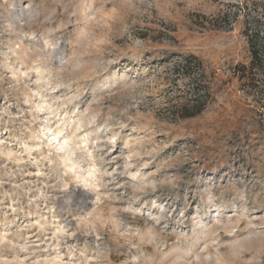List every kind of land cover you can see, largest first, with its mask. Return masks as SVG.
<instances>
[{
	"label": "rangeland",
	"instance_id": "374dc122",
	"mask_svg": "<svg viewBox=\"0 0 264 264\" xmlns=\"http://www.w3.org/2000/svg\"><path fill=\"white\" fill-rule=\"evenodd\" d=\"M253 46L264 0H0V264H264Z\"/></svg>",
	"mask_w": 264,
	"mask_h": 264
},
{
	"label": "trees",
	"instance_id": "16d2710c",
	"mask_svg": "<svg viewBox=\"0 0 264 264\" xmlns=\"http://www.w3.org/2000/svg\"><path fill=\"white\" fill-rule=\"evenodd\" d=\"M259 30H257V27L254 25V21L248 22V27L246 28V32L245 35L247 36L248 40H251V42L253 41V39L255 37H258V32ZM259 52H261L260 50H257V48H255L254 46L252 47V55H251V63L249 65H245V64H238L236 65V75L239 76L240 80H244V79H249V75L250 73H252L254 70H257L259 72V74L261 76L264 77V71L260 70V64L257 65L258 60H260L261 58H259Z\"/></svg>",
	"mask_w": 264,
	"mask_h": 264
},
{
	"label": "bare ground",
	"instance_id": "6f19581e",
	"mask_svg": "<svg viewBox=\"0 0 264 264\" xmlns=\"http://www.w3.org/2000/svg\"><path fill=\"white\" fill-rule=\"evenodd\" d=\"M59 48V50H58V52H57V57H58V59H61L62 57H63V55H64V48H63V46H61V47H58ZM58 133H61V131H58ZM63 143H65L64 145L65 146H62L64 149L65 148H68V142H66V140H64V142ZM70 147V146H69ZM71 148V147H70ZM56 168V167H55ZM71 196H72V198L75 200V199H79V201L83 204V205H85V204H87V201L89 200V198H90V195H89V193H88V191H86V190H84V188L82 187H77V186H75V188H73V190L71 191Z\"/></svg>",
	"mask_w": 264,
	"mask_h": 264
}]
</instances>
